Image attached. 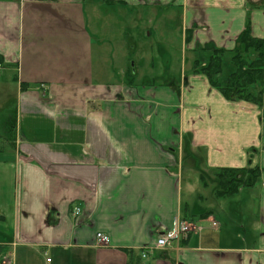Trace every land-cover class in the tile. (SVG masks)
<instances>
[{
	"label": "crops",
	"instance_id": "1",
	"mask_svg": "<svg viewBox=\"0 0 264 264\" xmlns=\"http://www.w3.org/2000/svg\"><path fill=\"white\" fill-rule=\"evenodd\" d=\"M181 9L189 71H129L130 22ZM247 26L264 40V0H0V264H264V111L192 69ZM177 217L196 231L146 250Z\"/></svg>",
	"mask_w": 264,
	"mask_h": 264
},
{
	"label": "trees",
	"instance_id": "2",
	"mask_svg": "<svg viewBox=\"0 0 264 264\" xmlns=\"http://www.w3.org/2000/svg\"><path fill=\"white\" fill-rule=\"evenodd\" d=\"M238 43V48L233 51L204 49L208 56H200L194 61L193 72L203 75L228 101L249 103L264 111V40L255 38L247 26ZM227 57L234 68L229 75H225ZM259 176L260 170L256 167L222 168L216 174V196L230 197L242 187L253 185Z\"/></svg>",
	"mask_w": 264,
	"mask_h": 264
},
{
	"label": "rangeland",
	"instance_id": "3",
	"mask_svg": "<svg viewBox=\"0 0 264 264\" xmlns=\"http://www.w3.org/2000/svg\"><path fill=\"white\" fill-rule=\"evenodd\" d=\"M155 16L152 20L130 22L129 32L142 33L140 36H137V33L133 34V39L131 38L133 50L129 54L127 69H130L131 72L137 71L141 78H147V80L154 78L164 80L170 77L172 79L179 78L182 68L189 71L192 67L191 62L195 57L194 53L185 47V37L182 33L187 28L190 29L189 22L186 20L184 14V17L182 16V9L179 13L175 11L169 20H167L166 15ZM198 24L201 27L200 21ZM138 27L139 30H137ZM136 43L137 46L135 45ZM135 47L137 50H135ZM164 53H167V55H164ZM199 56L206 58L208 53L203 52ZM233 70L234 68L230 65L227 57L225 59V75H229ZM190 175L194 177V180L197 179L198 174L190 173ZM208 178L209 181L213 179L211 175ZM194 182L197 183L196 180ZM214 188L216 189V185Z\"/></svg>",
	"mask_w": 264,
	"mask_h": 264
},
{
	"label": "built area",
	"instance_id": "4",
	"mask_svg": "<svg viewBox=\"0 0 264 264\" xmlns=\"http://www.w3.org/2000/svg\"><path fill=\"white\" fill-rule=\"evenodd\" d=\"M78 214L79 212L75 213L76 216ZM194 231H196V227L193 223L177 217L173 220L171 228L159 236L152 248H147L146 250H167L179 245V243H181L184 239H187ZM96 239L98 245H108L110 243L108 236L103 235L102 233L97 234ZM146 250L145 254H147ZM145 254L144 257H146ZM48 262H50V260H48Z\"/></svg>",
	"mask_w": 264,
	"mask_h": 264
}]
</instances>
